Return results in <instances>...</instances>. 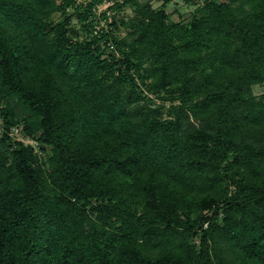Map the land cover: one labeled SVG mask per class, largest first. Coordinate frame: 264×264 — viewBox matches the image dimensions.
<instances>
[{"label":"trees","instance_id":"1","mask_svg":"<svg viewBox=\"0 0 264 264\" xmlns=\"http://www.w3.org/2000/svg\"><path fill=\"white\" fill-rule=\"evenodd\" d=\"M58 8L0 0V264H264V0L149 7L129 37Z\"/></svg>","mask_w":264,"mask_h":264},{"label":"rangeland","instance_id":"2","mask_svg":"<svg viewBox=\"0 0 264 264\" xmlns=\"http://www.w3.org/2000/svg\"><path fill=\"white\" fill-rule=\"evenodd\" d=\"M92 1L94 4L91 10L88 11L86 18L81 20L80 14L85 11L86 5ZM56 2L64 6L65 12L61 8H58L52 13V16L61 19L67 16V14L71 15L70 26L78 31L80 37L89 36L91 33H96V31L101 32L103 30L111 31L120 37H129V32L133 29V26L125 25L122 23V19L128 21L139 15L141 10L152 7L156 10L165 8L169 14V20L187 22L193 18L197 9L204 5L205 0H172L165 6L162 0H56ZM88 22L92 23V25H89L90 30L84 28V24H88ZM110 46L113 47V44L110 43ZM115 53L118 57L122 55V52L118 49H116ZM148 65L146 63V66ZM139 83H141L140 80ZM142 86L150 98L145 99V101L152 108L160 111L163 116L168 115L172 103L180 102L179 99H164L161 96L163 92L159 95L155 92L148 91L144 85ZM252 89L256 97H261L264 94V82L253 84ZM14 101V95H7L5 98L0 99V106H4L7 103L13 104ZM191 119L198 124L193 116ZM230 189L233 191L235 186L231 184Z\"/></svg>","mask_w":264,"mask_h":264},{"label":"built area","instance_id":"3","mask_svg":"<svg viewBox=\"0 0 264 264\" xmlns=\"http://www.w3.org/2000/svg\"><path fill=\"white\" fill-rule=\"evenodd\" d=\"M98 31H96L97 33ZM9 134L13 140L18 142H23L25 145H30L34 148L35 152L39 155L43 154L42 142L36 136L26 133L21 124H13L9 129ZM208 225V222L205 223V226ZM198 241V239H197Z\"/></svg>","mask_w":264,"mask_h":264}]
</instances>
